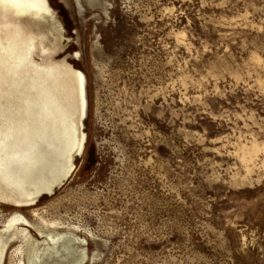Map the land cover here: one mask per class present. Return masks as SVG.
I'll use <instances>...</instances> for the list:
<instances>
[{"label":"rangeland","instance_id":"obj_1","mask_svg":"<svg viewBox=\"0 0 264 264\" xmlns=\"http://www.w3.org/2000/svg\"><path fill=\"white\" fill-rule=\"evenodd\" d=\"M46 1L0 7V264H264V0Z\"/></svg>","mask_w":264,"mask_h":264},{"label":"bare ground","instance_id":"obj_2","mask_svg":"<svg viewBox=\"0 0 264 264\" xmlns=\"http://www.w3.org/2000/svg\"><path fill=\"white\" fill-rule=\"evenodd\" d=\"M5 6H8L10 9H12L14 12L18 14H27L31 17L40 18V19H47V18L51 19L52 18L51 17L52 15H51V12L49 10L46 0H0V7L5 8ZM19 36H17V39L23 38L22 36L20 37ZM25 44L34 46L32 36H27V39L25 40ZM74 81H75V89H76L75 91L77 95L78 112L80 113V118H82V116L85 113V101L83 99L82 75L79 72L74 73ZM81 145H82V141L78 140L77 146L80 147ZM7 195L8 194H6V197ZM5 201H7L8 204L13 207V209L14 208L16 209V212L13 214V218L11 220L9 219V222H8L9 225L7 227V230H10L12 228H15L17 225H21L20 223H22V221L20 222V216L17 215L18 211L22 210L23 208H27L33 205L34 200L19 199L15 197V198L6 199ZM1 236L2 235H0V262L2 260V256L4 253V249H5V245L1 240Z\"/></svg>","mask_w":264,"mask_h":264}]
</instances>
